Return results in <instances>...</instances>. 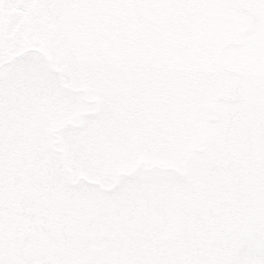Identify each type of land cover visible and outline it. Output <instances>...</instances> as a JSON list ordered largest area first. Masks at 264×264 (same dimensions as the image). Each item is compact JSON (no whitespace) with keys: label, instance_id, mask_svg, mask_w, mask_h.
<instances>
[{"label":"flooded vegetation","instance_id":"1","mask_svg":"<svg viewBox=\"0 0 264 264\" xmlns=\"http://www.w3.org/2000/svg\"><path fill=\"white\" fill-rule=\"evenodd\" d=\"M23 1L27 6L21 10ZM53 1L13 0L6 9L0 0V40H4V44L16 43L20 30L31 18L39 17L47 22L45 8ZM233 1L203 2L234 5ZM238 4L254 15L257 27L244 38L241 47L231 48L225 54L227 66L241 75L242 97L231 105L237 114L233 120L236 139L228 146L227 160L220 164L221 161L211 158V165L201 164V158L207 152L202 139L201 148H191L178 168L175 165L179 145L177 125L172 123L166 127L158 117L153 120L150 111L145 112V109L141 113L148 116L146 128L143 124L144 129H138L140 125L129 129L123 141L116 137L104 140L113 153L104 160V155L99 154L102 152L95 150L90 160L76 155L73 162L68 163V156L55 148L62 143L58 133L67 128L76 129L81 124L68 123L58 133L52 132V148L60 157L61 171H51V161L46 156L36 165L34 156L5 153L4 147H10L11 143L4 145L0 138V245L6 249L5 255L11 261L23 256L30 258L32 264H105L106 260L136 264L144 261L142 254L148 250L159 253L174 248L183 252L198 243L191 236L194 225L187 219L186 211L192 206L216 203L218 196L236 209L245 225L254 223L257 213L264 218V100L263 94L256 92L257 85H252L255 79L259 81L264 63L260 68L254 58L249 65L250 53L245 52L264 51V42L259 43L264 38V0H238ZM195 8L191 12H177L175 16L172 8L166 15L172 27L176 24L195 27L192 40L176 43L178 46L189 45L194 51H205L210 55L225 43L237 41L238 35L250 24V19L234 6ZM12 10L16 12L13 13V27L4 17ZM177 20L180 21L175 22ZM29 54L44 57L49 70L54 71L38 48L23 50L1 63L0 70L22 61V57ZM199 61L205 69L213 67L211 71L206 70L210 76L217 72L219 79L226 80L225 84L227 80L235 82V76L219 71L215 58ZM114 68L122 70L127 77L132 76V71L123 68V63ZM58 76L64 83L60 71ZM211 95H214L213 103L206 109V123L215 119L214 113L220 123L219 107L223 102L215 100L230 97V89H216ZM17 111L19 107L14 112L17 114ZM86 116L90 115L81 117ZM196 154L202 157L188 171ZM206 168L210 170L204 171ZM60 172L68 177L70 190L65 188L66 181L60 178Z\"/></svg>","mask_w":264,"mask_h":264},{"label":"rangeland","instance_id":"2","mask_svg":"<svg viewBox=\"0 0 264 264\" xmlns=\"http://www.w3.org/2000/svg\"><path fill=\"white\" fill-rule=\"evenodd\" d=\"M3 2L6 9L13 4V0ZM174 2L54 0L45 8L47 22L33 16L20 30L16 43L4 44L0 40V64L27 48H38L54 70H49L44 57L38 54L26 55L22 61L0 70V138L4 145L11 143L10 147H4V152L34 156L36 165L46 156L51 161V171H61L51 134L72 123L81 126L57 132L62 143L55 148L68 156V163L76 155L90 160L95 150L102 152L99 154L104 155V160L113 154L104 140L116 137L123 141L129 129L138 125V129L146 128L149 119L141 113L145 109L153 120L158 117L166 127L177 125L179 145L175 165L178 168L191 148H201L202 139L207 152L204 158L196 154L188 171L199 158L203 159L201 164L209 165L213 162L211 158L221 161L220 164L226 161L228 146L236 139L233 120L237 114L231 105L223 102L219 107L220 123H206V109L213 103L212 91H229L233 82L227 80L225 84L226 80L219 79L217 72L211 76L207 72L213 67L205 69L200 65L201 58L214 60L216 51L209 55L194 51L189 45H176L191 41L195 27L181 24L172 27L166 15L172 8L175 16L177 12H191L195 7L146 6ZM70 4L76 6L69 7ZM20 5L24 10L27 3L23 1ZM13 13L16 12L12 10L4 15L11 27L15 22ZM263 42L264 38L259 43ZM245 52L250 53L249 65L255 58L256 66L262 68L264 51ZM116 58L122 59L123 68L132 71L131 77L115 70L112 61ZM260 76L252 85H257L256 92L262 93L264 100V71ZM83 114L90 116L82 118ZM229 167L232 170L233 165ZM60 178L66 181L68 190V177L60 172Z\"/></svg>","mask_w":264,"mask_h":264},{"label":"snow or ice","instance_id":"3","mask_svg":"<svg viewBox=\"0 0 264 264\" xmlns=\"http://www.w3.org/2000/svg\"><path fill=\"white\" fill-rule=\"evenodd\" d=\"M146 6L224 8L234 5L222 2L204 3L202 0H176L166 5ZM186 217L194 225L191 236L198 243L187 247L183 252L174 248L161 250L159 253L148 250L142 254L144 261H137L136 264H264V218L259 213L254 223L245 225L240 221L236 209L218 196L216 203L192 206L186 211ZM177 237L181 238L179 233ZM5 252L6 249L0 245V264H32L30 258L23 256L11 261ZM105 264L117 262L106 260Z\"/></svg>","mask_w":264,"mask_h":264},{"label":"water","instance_id":"4","mask_svg":"<svg viewBox=\"0 0 264 264\" xmlns=\"http://www.w3.org/2000/svg\"><path fill=\"white\" fill-rule=\"evenodd\" d=\"M233 3H234V7L239 12H241L242 14H244L245 16H247L250 19L249 27L247 29H245L244 31H242V33H240L238 35L237 41L225 43L215 54V59H216V63H217L219 70L225 75L236 77L235 83L232 85L231 90H230V97H221V98L216 99V101H222L226 104H232V105L238 103L242 99L241 93H240L241 75L238 73V71L236 69L227 66L224 56L229 49L234 48V47H236V48L241 47L243 45L244 38L249 36L250 34H252L257 27V20L254 17V15L250 11L242 8L238 4V0H234ZM214 115H216V117L214 120L211 119L210 120L211 122H217L218 121L217 114L214 113Z\"/></svg>","mask_w":264,"mask_h":264}]
</instances>
